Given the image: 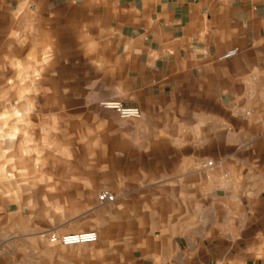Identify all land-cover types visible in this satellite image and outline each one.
I'll return each mask as SVG.
<instances>
[{
	"label": "crops",
	"instance_id": "obj_1",
	"mask_svg": "<svg viewBox=\"0 0 264 264\" xmlns=\"http://www.w3.org/2000/svg\"><path fill=\"white\" fill-rule=\"evenodd\" d=\"M0 10L11 26L40 17L84 30L124 101L155 124L131 182L150 197L141 211L115 193L107 234L123 237L108 264H264V0H0ZM156 187L172 188L161 203L187 205L156 212Z\"/></svg>",
	"mask_w": 264,
	"mask_h": 264
},
{
	"label": "rangeland",
	"instance_id": "obj_2",
	"mask_svg": "<svg viewBox=\"0 0 264 264\" xmlns=\"http://www.w3.org/2000/svg\"><path fill=\"white\" fill-rule=\"evenodd\" d=\"M10 22L0 10V264H108V247L123 236L107 234L117 202L98 198L105 190L134 195L132 204L146 207V188L131 182L145 169L141 148L158 141L144 138L155 124L100 105L131 103L109 74L112 60L91 50L84 30L58 18ZM153 191L156 212L187 205L161 203L172 200L170 187ZM87 230L97 232L96 242L48 241Z\"/></svg>",
	"mask_w": 264,
	"mask_h": 264
},
{
	"label": "built area",
	"instance_id": "obj_3",
	"mask_svg": "<svg viewBox=\"0 0 264 264\" xmlns=\"http://www.w3.org/2000/svg\"><path fill=\"white\" fill-rule=\"evenodd\" d=\"M236 49H231L219 56V60L229 59L236 54ZM100 105L106 109L114 111L120 118H134L139 119L141 117V111L136 106H126L123 105L118 100H103ZM213 162L208 161L205 163L206 167L212 166ZM100 202L111 203L114 201V195L109 191H102L99 196ZM98 240V234L94 230L79 231L68 234H51L48 241L51 244H60L63 246H73L78 244H90Z\"/></svg>",
	"mask_w": 264,
	"mask_h": 264
}]
</instances>
